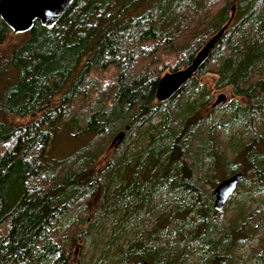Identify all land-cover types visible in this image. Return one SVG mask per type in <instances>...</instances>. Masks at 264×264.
I'll use <instances>...</instances> for the list:
<instances>
[{"label": "trees", "instance_id": "obj_1", "mask_svg": "<svg viewBox=\"0 0 264 264\" xmlns=\"http://www.w3.org/2000/svg\"><path fill=\"white\" fill-rule=\"evenodd\" d=\"M263 19L264 0H75L56 25L36 20L23 33L0 19V264H71L90 227L80 221L65 240L66 234L55 231L61 216L105 215L119 194L139 198L144 211L156 186L166 183L191 204L184 210L177 204L158 226L171 215L185 223L196 213L200 224L190 234L209 239V264L226 261L224 253L236 240L248 241L256 231L252 213L238 209L224 229L222 213L204 188L241 171L244 178L227 203L246 182L264 189V34L248 39L254 28L264 32ZM227 22L199 71L173 98L156 102L159 78L188 65ZM108 68L113 75L107 83L93 76ZM206 73L216 77L211 87L200 82ZM227 85L238 99L231 104L234 114L223 119L244 113L250 132L248 138H231L230 154L216 129L221 122L202 130L208 116H199L211 89ZM186 91L188 99L179 102ZM119 131L125 135L106 157ZM147 132L149 163L137 183L143 157L129 161L127 148ZM65 137L72 146L81 144L62 155ZM123 164L124 183L109 197ZM227 237L230 245L222 248ZM261 241L260 250L252 251L264 255ZM142 255L157 264L160 253L145 248ZM143 257L133 254L129 264Z\"/></svg>", "mask_w": 264, "mask_h": 264}, {"label": "rangeland", "instance_id": "obj_2", "mask_svg": "<svg viewBox=\"0 0 264 264\" xmlns=\"http://www.w3.org/2000/svg\"><path fill=\"white\" fill-rule=\"evenodd\" d=\"M231 12L232 10H229V14ZM261 33L264 34V32L254 28L248 33V39H257ZM263 63L264 61L260 62V64ZM112 75L111 68H108L104 72L97 71L93 73V76L100 78L103 83H107ZM215 79L214 75L206 73L200 78V82L211 87ZM211 91L207 101L208 104L201 108L199 112V116L201 117L208 116L205 122L201 124L200 129L205 130L210 124L221 122L216 125V129L227 147L231 138H248L250 132L245 124L246 118L244 117V113L230 122L223 119V116L226 114H234L231 111V104L234 100L238 99V96L233 92L232 86L227 85L226 87L211 89ZM220 93L226 96L227 101L220 107L212 108L211 104ZM188 97L189 92L186 91L181 95L179 102L187 100ZM262 117L264 119V110H262ZM149 136L148 132L140 133L136 140L127 148V150H130L128 154L129 161L139 156L143 157L142 160L140 159L141 164L136 169L137 183H140L141 178L144 177L147 171L149 162L146 158V148L150 144ZM112 140L110 142L111 147H107L106 157L112 152L114 144L118 146L116 143L112 144ZM76 143L75 146H72L69 138L65 137L60 143V152L58 153L62 155L68 154L71 149L81 144V142ZM231 151L232 148H226L227 154H230ZM208 164L209 161L204 159L203 170L208 167ZM125 167L126 164H123L116 170L114 179L107 191L109 197H114L115 188L124 183L123 172ZM227 167L235 169L233 164H228ZM156 173L157 171L154 170L152 180H155ZM242 186V191L234 196L231 202L226 203L224 209L220 211L222 213L221 227L223 225L225 229L229 224V220L237 217V210L242 209L243 211L252 213V224H256V231L248 241L243 239L236 240L231 245L233 247L230 253H224L227 258L226 261L221 258V264H258L257 257H260L259 260L262 261H259V264L264 263V255L252 251L253 249L259 251L261 248L260 244L262 243L261 240H264V189H259L257 185L251 182H246ZM204 190L208 196V193H212L213 189L209 190V187L206 185ZM139 202V198L119 194L115 195L113 203L105 215L87 214L81 217V219L80 214L68 213L61 216L55 224V231L60 235L66 234L65 240L70 237L69 232L80 221L83 222L84 226L88 225L90 227L88 239L73 249L71 264H75L78 261L87 264H129L128 258L133 254L143 257L142 251L145 248L153 253H160L157 256V264L210 263L214 254L208 248L209 239L204 240L203 234L198 238L190 234L200 224L196 213H190L185 223H181L171 215L169 218H166L163 227L158 226L159 222L163 220L162 218H165L166 214L177 204H180L182 210L187 209L191 204V200L186 198L183 191L178 192L174 190L171 188V184L168 183L160 186L157 185L147 199L144 211H141ZM177 216L179 220H182L185 218V213L183 212ZM238 221L241 223L240 220ZM230 240V237L224 238L222 248L228 247ZM143 259L146 258L143 257Z\"/></svg>", "mask_w": 264, "mask_h": 264}, {"label": "water", "instance_id": "obj_3", "mask_svg": "<svg viewBox=\"0 0 264 264\" xmlns=\"http://www.w3.org/2000/svg\"><path fill=\"white\" fill-rule=\"evenodd\" d=\"M74 2L75 0H0V19L14 33L30 31L36 20L42 26L52 27L62 19ZM228 24L229 22L223 25L206 41L188 65L176 71L164 73L159 78L155 91L156 102H165L173 98L199 71L220 41ZM226 101V96L220 93L211 107H220ZM124 135V131H119L114 136L112 144H119ZM243 178V172L237 171L217 182L212 190L213 208L216 211L224 209L228 199L234 194ZM135 264L150 263L141 258Z\"/></svg>", "mask_w": 264, "mask_h": 264}, {"label": "bare ground", "instance_id": "obj_4", "mask_svg": "<svg viewBox=\"0 0 264 264\" xmlns=\"http://www.w3.org/2000/svg\"><path fill=\"white\" fill-rule=\"evenodd\" d=\"M117 144V143H116Z\"/></svg>", "mask_w": 264, "mask_h": 264}]
</instances>
